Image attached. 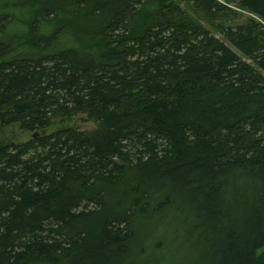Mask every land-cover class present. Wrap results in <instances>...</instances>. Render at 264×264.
Instances as JSON below:
<instances>
[{"label":"trees","instance_id":"1","mask_svg":"<svg viewBox=\"0 0 264 264\" xmlns=\"http://www.w3.org/2000/svg\"><path fill=\"white\" fill-rule=\"evenodd\" d=\"M12 126L0 264H264V0H0Z\"/></svg>","mask_w":264,"mask_h":264},{"label":"rangeland","instance_id":"2","mask_svg":"<svg viewBox=\"0 0 264 264\" xmlns=\"http://www.w3.org/2000/svg\"><path fill=\"white\" fill-rule=\"evenodd\" d=\"M240 17L235 19L236 23L244 21L248 17H251L248 13L240 12ZM67 126H75L80 131H91L96 127V124L86 118L85 115H77L71 121H64V122H56L52 127L48 128L44 133H50L57 128L67 127ZM33 133L29 132H22L18 129L17 126L8 127L6 129L0 130V139L3 142H15V143H24L28 141ZM162 243L165 244V248L169 254L164 257L163 264H182V259L187 258L188 256L180 254L179 256L175 257V253L178 249L177 245L169 242L170 238L168 235H162Z\"/></svg>","mask_w":264,"mask_h":264}]
</instances>
